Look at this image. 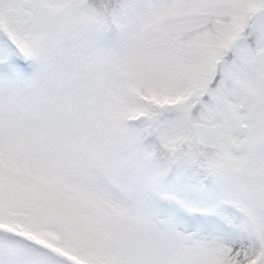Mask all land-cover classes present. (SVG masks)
Listing matches in <instances>:
<instances>
[{"label":"snow or ice","instance_id":"obj_1","mask_svg":"<svg viewBox=\"0 0 264 264\" xmlns=\"http://www.w3.org/2000/svg\"><path fill=\"white\" fill-rule=\"evenodd\" d=\"M0 264H264V0H0Z\"/></svg>","mask_w":264,"mask_h":264}]
</instances>
